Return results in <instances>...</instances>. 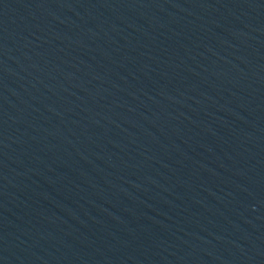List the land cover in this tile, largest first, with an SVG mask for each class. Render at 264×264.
Masks as SVG:
<instances>
[{"label":"water","instance_id":"obj_1","mask_svg":"<svg viewBox=\"0 0 264 264\" xmlns=\"http://www.w3.org/2000/svg\"><path fill=\"white\" fill-rule=\"evenodd\" d=\"M0 264H264V0H0Z\"/></svg>","mask_w":264,"mask_h":264}]
</instances>
